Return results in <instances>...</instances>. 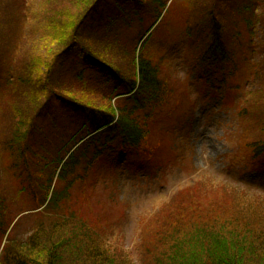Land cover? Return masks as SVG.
<instances>
[{"label": "trees", "instance_id": "1", "mask_svg": "<svg viewBox=\"0 0 264 264\" xmlns=\"http://www.w3.org/2000/svg\"><path fill=\"white\" fill-rule=\"evenodd\" d=\"M80 1L74 15L46 14L45 50L24 53L27 0H0V264H264V200L252 186L180 189L146 218L134 259L77 206L99 165L150 146L175 92L164 47L180 42L193 82L245 113L234 96L264 89V0ZM256 115L262 132L245 156L264 170V105Z\"/></svg>", "mask_w": 264, "mask_h": 264}, {"label": "rangeland", "instance_id": "2", "mask_svg": "<svg viewBox=\"0 0 264 264\" xmlns=\"http://www.w3.org/2000/svg\"><path fill=\"white\" fill-rule=\"evenodd\" d=\"M78 1L27 0L26 34L20 44L23 52L32 47L43 52L46 14L74 15L84 8L83 2ZM31 29L33 34L28 33ZM165 39L163 30L153 45L157 53ZM172 45L164 47V51L172 55L175 66L176 72L171 77V81L175 79L174 98L155 115L150 146L135 151L136 154L119 151L117 166L99 165L87 180L94 181L90 196L83 194L85 199L89 198L88 202L81 198L77 204L83 210L82 215L95 222L102 241L112 248H121L132 259L146 218L186 186L201 180L212 187L233 186L237 192L252 186L250 191L247 187L248 193H258L264 200V170L256 166L253 158L245 156V144L259 140L256 138L262 132L259 128L263 120L253 118L264 105V89L252 92L258 88L248 83L241 94H236L234 105L240 100L245 109V113L238 115L233 106L226 105L225 93L215 94L209 87L193 82L185 57L178 58L183 45L180 42ZM12 202L16 211H23L28 205L16 194ZM85 208L89 210L87 213ZM28 213L31 212L26 214L32 218Z\"/></svg>", "mask_w": 264, "mask_h": 264}]
</instances>
